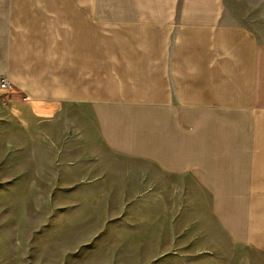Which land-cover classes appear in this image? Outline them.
<instances>
[{
	"label": "crops",
	"instance_id": "obj_1",
	"mask_svg": "<svg viewBox=\"0 0 264 264\" xmlns=\"http://www.w3.org/2000/svg\"><path fill=\"white\" fill-rule=\"evenodd\" d=\"M2 75L28 99L1 125L35 146L84 109L91 145L195 188L201 225L264 254V0H0Z\"/></svg>",
	"mask_w": 264,
	"mask_h": 264
},
{
	"label": "rangeland",
	"instance_id": "obj_2",
	"mask_svg": "<svg viewBox=\"0 0 264 264\" xmlns=\"http://www.w3.org/2000/svg\"><path fill=\"white\" fill-rule=\"evenodd\" d=\"M82 110L35 146L0 124V264H264L196 220L195 188H161L160 173L150 187L144 164L91 145Z\"/></svg>",
	"mask_w": 264,
	"mask_h": 264
},
{
	"label": "built area",
	"instance_id": "obj_3",
	"mask_svg": "<svg viewBox=\"0 0 264 264\" xmlns=\"http://www.w3.org/2000/svg\"><path fill=\"white\" fill-rule=\"evenodd\" d=\"M18 98L22 101H27V96L18 93L15 90L14 84L8 80L6 76H0V101L6 105L12 99Z\"/></svg>",
	"mask_w": 264,
	"mask_h": 264
}]
</instances>
